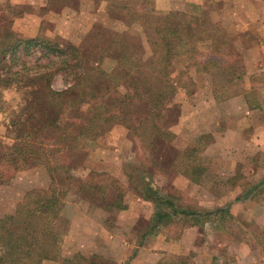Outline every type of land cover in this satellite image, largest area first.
<instances>
[{"label":"rangeland","instance_id":"obj_1","mask_svg":"<svg viewBox=\"0 0 264 264\" xmlns=\"http://www.w3.org/2000/svg\"><path fill=\"white\" fill-rule=\"evenodd\" d=\"M108 1L70 0L69 3L64 4L63 0H0V24H11L15 31L26 38L45 34L56 42L86 46L85 53L90 52L91 59L99 57L102 54V46L111 43L114 39L111 34L113 30L127 31L128 34L122 39L124 38L126 43L131 45L135 59L146 62L154 55L158 38L157 27L161 25V22L158 23L154 19L155 15L177 12L199 18L192 25L195 30L196 27L198 29L187 39L186 46L181 48L174 58L169 71L177 92L171 103L174 105L170 106V104L168 107V119L171 118L169 129L174 134L167 144L168 147L161 153L149 149L148 139H145L143 131L134 128L140 126L148 114V104L136 98L126 120L115 122L104 134L93 141L87 140L86 147L78 150L105 152L111 159L108 163L116 166L115 172L91 170L83 164H74V156L78 152L76 151L70 161L66 160V163H71V170L68 172L59 170L54 173L55 182H52L47 190L58 187L64 204L59 209L54 225L58 255L47 264H67V261L71 262L77 254L88 258L98 257L100 264H129L133 256L139 253V247L145 245V241L142 245L139 243L140 235L137 228H140L141 224L143 226L142 219H149L154 211L152 201L138 195L139 189L147 182H151L168 198H173L181 210L198 211L203 214L206 211L214 213L198 218L200 221L180 215L173 222L162 225L161 230L155 234L156 229L150 235L151 237L155 234L158 237L154 246L162 242L163 238L167 241L168 238L172 239L168 256H163L164 260L156 264L182 261H186L187 264H250L249 258L262 260L259 255L264 256V230L258 233L249 232V223L231 215L225 208L227 206L225 201L231 186L237 183L246 186L241 197H245L244 194L248 192L257 197L264 193V151L256 161L247 159L245 162H240L241 165L238 167L240 173L232 179L230 187L220 185L214 188L208 182V187L205 183L196 191L191 185H184L180 174L174 170L173 163L178 161L180 166L181 161L188 160L184 155L188 150L190 154L195 152V155L189 159L192 165L208 163L203 150V143L207 141L206 136H201L204 140L202 143L195 140L183 148L184 144L176 139L173 127L179 110V100L183 96L196 100L206 95L203 87L207 82L206 75L203 74L206 70L212 71L208 81L212 80L217 90L215 91L217 97H234L245 85H249L251 80L253 86L247 95V100L251 105L261 101L264 108V0H138V3L137 0H120L121 3L116 2L119 3L118 5H111ZM121 4H130L132 10L120 16L118 13L111 14L113 9L119 10ZM91 32L100 33V36L90 37ZM41 53V48L35 47L30 53L20 50L17 55L21 60L35 61L41 57L40 61L46 62L45 56ZM37 64L38 62L34 66ZM46 64L52 67L49 62ZM101 66L106 69L116 67L113 59L102 60ZM51 83L56 90H64L73 84L65 82L61 72L55 74ZM105 86L104 84L103 88ZM112 86L115 88L114 84ZM115 89L121 93L126 91L124 86H117ZM87 108L88 105H85L82 110L86 111ZM9 136L11 133L5 122V114H0V142L5 147L13 143ZM53 140L54 137L49 141ZM39 141L45 140L41 137L37 143ZM155 141L161 143L159 139ZM2 150L4 151L5 148L3 147ZM210 163L216 171L222 164L219 159H214ZM139 166L144 168L146 175L149 177L151 175L149 179H141V170H137ZM144 166L147 168L145 169ZM37 167L49 172L47 165L44 164L28 167L14 173V178L9 179V187L5 188L4 192H1L0 187V214L8 209L9 205L14 207L13 200L19 196V193L45 190L25 189L15 185L18 173H28ZM28 177L30 178V175ZM37 179H41V174ZM207 180L211 181L212 178H206V182ZM213 181L222 183L221 180ZM255 185L262 186L261 190H263L259 192L255 189ZM84 196H93L99 200L111 197L113 206L119 212L133 205L135 211L143 215L134 222L133 231L117 235L116 246L112 252L105 255H85L68 247L70 224L79 206L83 204ZM206 200L209 203H205ZM222 208L228 213L220 215L217 211ZM193 222L197 223L199 230L186 232V238L182 240L185 242H181L180 246L181 251L184 252L177 254L178 245L175 239L182 227L193 225ZM221 225L222 229L224 227L223 231H217V229L221 230ZM244 231L246 234L242 235ZM75 237L82 238L77 235ZM244 241H247L249 248H244ZM192 243L194 247L191 249ZM2 245L0 243V254L4 251Z\"/></svg>","mask_w":264,"mask_h":264},{"label":"trees","instance_id":"obj_2","mask_svg":"<svg viewBox=\"0 0 264 264\" xmlns=\"http://www.w3.org/2000/svg\"><path fill=\"white\" fill-rule=\"evenodd\" d=\"M63 1L64 4L70 2ZM117 1L121 3L120 0L108 2L118 5ZM122 4L111 14L118 13L120 16L132 10L130 4ZM154 19L161 25L157 27L154 55L146 62L135 59L131 45L122 39L127 31L111 30L114 39L108 46H102L99 57L91 59L90 52L85 53L86 46L56 42L45 34L26 38L11 24H0V114H5L11 133L9 137L13 141L6 147L0 142L1 192L9 187V179L14 178L15 172L40 164L47 165L54 183V173L70 171L71 163H66V160L70 161L76 151L84 149L87 140H95L115 122L128 118L136 98L148 104V114L141 125L134 128L143 131L149 149L161 153L168 147L174 135L169 129L171 118L168 119V107L177 92L169 71L174 58L186 46L187 39L198 29L196 27L195 30L192 25L199 18L169 12L155 15ZM95 33L91 32L90 37L100 36V33ZM35 47L41 48L46 62H41V57L35 61L21 60L17 55L20 50L30 53ZM107 59H113L116 67H102L101 61ZM58 72H61L65 82L73 84L64 90L54 89L51 81ZM111 84L115 88L124 86L126 91L121 93ZM85 105L88 108L83 111ZM41 137L45 141L37 143ZM52 137L55 140L50 142ZM155 139L161 143H156ZM186 152L184 155L188 160L181 161L180 166L175 161L174 170L198 182L203 169L196 163L192 165L189 160L195 152ZM143 169L142 166L137 168L141 170V179H149L151 175H146ZM261 187L255 189L261 192ZM138 195L152 201L154 207L151 217L142 219L143 226L141 224L137 228L141 245L158 227L173 222L180 215L200 221L198 218L214 214L213 211L203 214L179 209L173 198L165 196L151 182L139 189ZM13 202L14 207L9 205L0 214V243L4 248L0 264H47L54 260L58 255L54 225L62 204L60 189L53 187L50 190L22 192ZM217 212L220 215L228 213L225 209H218ZM99 260L98 257L77 254L67 264H100Z\"/></svg>","mask_w":264,"mask_h":264},{"label":"crops","instance_id":"obj_3","mask_svg":"<svg viewBox=\"0 0 264 264\" xmlns=\"http://www.w3.org/2000/svg\"><path fill=\"white\" fill-rule=\"evenodd\" d=\"M203 74L207 78V82L203 86L206 95L196 100L183 96L179 100V110L173 127L176 139L184 144L182 145L183 148L195 140L202 143L204 140L201 139V136H206L205 140L207 141L203 143V150L208 163L199 165L203 169L200 180L196 182L189 177L179 175L185 186L191 185L196 191L202 188L205 183L208 187V182L214 188L220 185L231 186L232 179H235V176L240 173L238 168L241 165L240 162H245L247 159L256 161L264 151V108L261 101L251 105L247 100V95L253 86L251 80H249V85H245L243 90L234 97L219 98L215 93L217 90L212 80L208 81L212 71L206 70ZM172 105L174 104L170 106ZM214 159H219L222 162L217 171L210 163ZM74 160V164H83L91 170L108 172H115L116 170L115 165L108 163L111 160L110 157L101 150L78 151ZM39 174H41L40 180L37 179ZM213 177L216 178L213 179ZM206 178H212V180L206 182ZM213 180H221L222 183H216ZM52 182L51 174L42 167L32 169L28 173L20 172L15 178V185L25 189L42 188L47 190ZM245 187V185L238 183L231 186L229 195L226 196L225 204L227 206L225 208L234 217L249 223V232L258 233L264 230V193L257 197L248 192L244 194L245 197H241ZM83 198H85L83 199L84 202L79 206L80 208L70 224L67 244L73 251L85 255H105L112 252L116 246L117 235L133 231L134 222L143 216L135 211L133 205L119 212L113 206L111 197L106 200H99L93 196H84ZM205 203H209V201L206 200ZM161 228V226L158 227L155 234ZM196 229L199 230L196 224L180 229L178 237L175 239L178 245L177 254L184 252L181 251L180 246L182 245L181 242H185L182 240L186 238V232L197 231ZM223 229L221 225V230L217 229V231L222 232ZM155 234L145 238V245L139 247V253L133 256L129 264H156L164 260L163 256H168L171 251L169 244L172 239L168 238L169 241H167L166 238H163L162 242L160 241L154 246V242L158 239ZM245 234L244 231L242 235ZM76 235L83 239L76 238ZM243 245L244 248H249L247 241H244ZM192 247H194L193 243L191 249ZM259 256L262 260L249 258L250 264H264V256Z\"/></svg>","mask_w":264,"mask_h":264}]
</instances>
